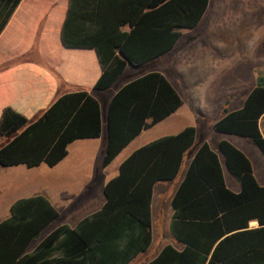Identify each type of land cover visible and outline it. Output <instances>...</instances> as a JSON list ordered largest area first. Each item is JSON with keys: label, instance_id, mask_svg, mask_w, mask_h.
<instances>
[{"label": "trees", "instance_id": "1", "mask_svg": "<svg viewBox=\"0 0 264 264\" xmlns=\"http://www.w3.org/2000/svg\"><path fill=\"white\" fill-rule=\"evenodd\" d=\"M21 1L0 0V35ZM209 4L210 0H68L60 45L94 56L97 69L90 66L83 82L79 74L78 82L70 83L54 70L70 86L60 92L54 79L36 68L47 79L45 90L42 82L33 96L20 89L16 101L0 112V166L55 167L74 141L99 138L102 108L91 91L109 90L128 68L143 67L171 52L183 29L200 24ZM88 57L85 64L91 62ZM70 70L76 72V65ZM182 105L181 94L162 72H148L123 85L108 105L103 166ZM263 114L260 75L244 105L213 127L249 138L264 155L259 126ZM196 135V127L190 125L135 150L105 184L101 209L75 226L58 224L33 249L30 245L60 219V211L43 194L16 200L10 215L0 221V264H129L152 244L156 185L178 178ZM218 146L223 160L208 142L201 144L171 198L170 230L183 247L168 244L147 264H264V186L245 152L228 140ZM224 166L241 183V192L227 187ZM255 218L260 227L249 229Z\"/></svg>", "mask_w": 264, "mask_h": 264}, {"label": "rangeland", "instance_id": "2", "mask_svg": "<svg viewBox=\"0 0 264 264\" xmlns=\"http://www.w3.org/2000/svg\"><path fill=\"white\" fill-rule=\"evenodd\" d=\"M260 16L264 18V0H210L207 14L200 25L196 29H183L182 38L171 52L143 67L129 68L111 89L93 92L94 96L100 100L103 110L102 138L93 141L78 140L71 146L69 156L59 165L51 168L43 164L31 175L21 170L27 169L25 166L21 168L0 166V178L8 187L12 183L21 185L33 183L35 191L30 188L32 192L48 196L61 214L60 219L55 221L52 227L65 221L73 224L77 217L71 218L66 214L64 206L67 199H64L63 192L67 182L74 179L82 181L102 163L105 153L102 144L107 135L108 103L106 100L133 76L153 69L166 73V76L170 77L167 76L169 80L177 85L183 100L189 104H186L182 110L183 113L187 111L188 114L185 112L184 116L171 120L169 124L155 126L147 131V137L155 138L164 132L195 125L198 129L197 143L188 151L187 156L197 148L200 140L216 141L219 135L225 134L214 130L211 125L212 118H218L225 110L240 108L243 98L252 90L258 76L264 75V32L260 30L264 25L258 24ZM192 35H195V39L191 42L189 36ZM23 59L40 63L37 45ZM62 85L64 83L60 82V92L63 89ZM64 87L68 86L64 85ZM188 107L191 109L190 112ZM227 136L237 143L239 140L245 143V148L254 163L262 165L264 156L248 138L238 135ZM2 144H4L3 138L0 139V147ZM118 159L109 168H105L103 178L118 172ZM171 185L173 181L157 184L155 189L159 191L156 196L159 204L158 201L154 202L155 208L160 207L164 210L171 208V204L168 203L172 191ZM17 195L18 191L12 192L10 196L13 198ZM100 198L105 196L101 195ZM98 204L99 202L96 203ZM9 214V208L0 209V221L7 218ZM50 227L43 231L42 236L50 231ZM161 235L166 242L178 243L168 226L165 231L155 227V237Z\"/></svg>", "mask_w": 264, "mask_h": 264}, {"label": "crops", "instance_id": "3", "mask_svg": "<svg viewBox=\"0 0 264 264\" xmlns=\"http://www.w3.org/2000/svg\"><path fill=\"white\" fill-rule=\"evenodd\" d=\"M67 8H68V0H22L20 2V4L18 5V7L16 8V10H15L14 14L12 15L9 23L7 24V26L4 29V31L2 32V34L0 35V112L2 109H4V107H6L7 105L16 101L17 97H19L20 89L24 90L22 92V94H27L28 96H30V95L33 96V95L37 94L38 88L41 87V86H39V82H42L43 88H44L43 90H45L47 79L45 77L44 78L40 77L42 75L39 72L37 73L36 68L37 69H39V68L44 69L50 75V78L54 79L56 86H57V89H59L60 82L62 83V81L59 79L58 76H56V74H54L55 73L54 70L62 72L63 76L65 77L64 79L66 81H68V83H70V82H78L79 74H80V76H82V82H83L84 77L86 76V70H88L90 66H92L93 69H95V70L97 69L96 60H95L94 56L88 57L86 52H82V51L81 52L80 51L75 52L74 50L65 49L64 47H62L60 45V33H61V28H62L63 22H64L65 17H66ZM207 11H206L204 17L206 16ZM204 17H203V19H204ZM202 20H201V22H202ZM258 20H259V22H258L259 25H261V24L264 25V18L263 17H261V16L258 17ZM197 27H195L193 29H196ZM260 30H262L264 32V26H262L260 28ZM182 36H183V32H182ZM182 36H181V38H182ZM194 36L195 35L189 36L191 42L193 41V39H195ZM35 45H37V51H38V54H39V57L41 60L40 63L33 62V61H27V60L23 59V57H25L26 55H28L30 53V51L32 50V48ZM75 57H76V59H75ZM77 57H78V59H77ZM87 57L91 62H89L88 64H85V59ZM157 60H155V61H157ZM155 61H153V62H155ZM72 65H76V68H77L76 72L70 70V67ZM153 71H158V70H154V69L148 70L144 73L133 76L131 78V80H133V79H135V78H137V77H139L145 73L153 72ZM159 72H161V71L159 70ZM37 74H38V76H37ZM95 74H96V72L94 73V75ZM164 74L166 75V73H164ZM94 77L96 78L97 74ZM95 78H93V79H95ZM48 80H49V82H51L50 79H48ZM79 80H80V78H79ZM257 81H258V78H257ZM172 83L174 84V82H172ZM125 84H123V85H125ZM256 84H257V82H256ZM256 84L253 86V88L256 86ZM64 85H66L68 87H64ZM64 85H62L63 86L62 92L69 91L70 86L68 84H65V83H64ZM174 86L176 87V89L180 93V90L178 89L177 85L174 84ZM118 90L114 91L111 94V96L106 100L108 105H109L110 99ZM91 92L93 94L94 91H91ZM249 93L243 98L242 106L244 105L245 99L247 98ZM186 104H189V103H187L186 100H183V105L175 113H173L172 115L167 117L165 120L159 122L155 126H161V125L169 124V122L171 120L184 116L185 112H186V114H188L187 111H184V113L182 111L183 108L186 107ZM101 108H102V106H101ZM188 108H189L188 111L190 112L191 109H190V107H188ZM237 109H239V108H237ZM237 109H234V110H237ZM107 111H108V107L106 110V119H107ZM231 111H233V109L232 110H229V109L225 110L222 112V114L218 118H212L211 125L213 126L216 121L220 120L223 116H225L228 112H231ZM102 116H103V110H102ZM187 126H190V125H187ZM192 126H195V125H192ZM259 126H260L261 133L264 136V114L259 119ZM154 127H152V128H154ZM185 127L181 128L179 130L172 131V132H164L155 138H148L147 137V131L152 129V128H150L148 130H144L141 134H139L136 138H134L124 148V150L115 158V160L120 158V159H118L119 160L118 161V172H119V168H120L121 163L127 157H129L135 150H137L141 146H143V145H145V144H147V143H149V142H151L157 138H160L162 136L176 134V133L180 132L181 130H183ZM195 127L197 129V126H195ZM215 131H217V130H215ZM217 132H219V131H217ZM219 133L225 134V135H219L217 140L214 142H210L209 140H200L197 148L189 156H187L188 151L194 145L187 151L185 158H184L182 171H181L180 175L178 176V178L173 180V185H171V187H170V189H172V191L170 192V195L168 198V203L171 204V198H172L173 194L175 193L176 189L178 188L180 182L184 178L185 173L187 171V168H188L195 152L201 146V144L204 142H208L210 144L211 148L219 153L222 160H223L222 153L219 150V146H218L219 142L221 140H228L232 144L237 146L239 149H241L243 152H245L246 155L250 158L252 165H253V172H254L255 178L258 181V183L260 184V186H264V159L261 161L262 165H256L254 163V160L250 156L249 152L245 148L246 144L242 143L241 140H239V143H241V144H239V143L235 142L234 140H232V138L227 136V135H238V134L224 133V132H219ZM102 135H103V132H102ZM102 135L96 139H81V140H89V141L98 140V139L102 138ZM238 136H240V135H238ZM107 137H108V135H106L104 142L102 144L103 145L102 147L105 149H106V145H107ZM197 137H198V129H197V135H196L195 143H197ZM242 137H244V136H242ZM245 138H247V137H245ZM77 141L78 140H76L72 144H70L69 153H70L71 146L73 144H75ZM68 156H69V154H68ZM103 157H104V155H103ZM64 160H62L61 162H63ZM112 163L109 166L104 167L103 165H101V164H103V159H102V163L98 166V169H94L93 172L91 174L87 175L82 181H76V179H74V180H71V181L66 183L65 191L63 193H64V199H67V200H66L64 208L66 209V214L68 216H70L71 218L73 216H75L77 218H76V220H74L73 224H70L66 221H65V223H67L71 226H75L82 218H84L85 216H87V215H89V214H91V213L102 208V206L104 205V203L106 201L104 186L111 178H113L114 176H116L118 174V172H117L116 174H112L111 176H106L105 178H103L104 173L106 172V171H104L105 168H109L112 165ZM42 165H40V166H42ZM21 166H25L27 168V169H21L27 175H31V173H33L36 168L40 167V166H38L35 168H28L26 165H23V164L17 165V166H12V167L21 168ZM101 166L103 167V169H101L102 168ZM51 168H54V167H51ZM224 178H225L226 185L230 190H232L235 193L241 192V190H242L241 183L233 174H231L227 170V168L225 166H224ZM2 180L3 179L0 178V209H7V208L10 209L12 204L16 200H18L20 198H25V197L37 195V192L36 193L32 192V190L34 189L33 183L25 182V183H27L26 185H24V183H22L23 185H21L19 183H12L11 182L12 185H10L8 187L6 185V182H4ZM161 182H164V181H161ZM161 182H159V183H161ZM21 188L23 190L27 189V191H25V192L23 190L21 191L20 190ZM30 188H32V190H30ZM16 191H18V195L16 197L11 198L10 195L12 194V192H16ZM33 191H35V190H33ZM168 191H170V190H168ZM157 194H159V191L157 192L155 189L154 190L153 203H152V215H153V241H152V244L147 251L141 253L136 259H134L129 264H147V263H149L150 261L155 259L160 254L162 249L168 244H172L179 249H181L183 247L178 241H177L178 243H174V242H170V241L169 242L164 241L163 238H161L163 235H161L160 237L159 236L155 237V227H157L158 230L165 231L166 226H168L169 230H170V224H171L172 216L174 213V209H173L172 205H171V208L169 210H164V209H161L160 207L155 208L156 206L154 205V202L156 203V201H158V204H159V199H157V197H156ZM23 195H25V196H23ZM101 195H104L105 198H100ZM161 200H163V199H161ZM97 202H99L98 205H96ZM94 205H96V206L94 207ZM67 206H68V208H67ZM259 227H260V223H259L257 218L250 220L249 229H255V228H259ZM53 228H55V226L52 227V225H51L50 231L53 230ZM48 233H46L44 236H42V238H44ZM171 234H172V232H171ZM40 241H38V242H40ZM36 242L33 243L35 245L31 244L29 248L33 249L38 244V242L37 243Z\"/></svg>", "mask_w": 264, "mask_h": 264}]
</instances>
